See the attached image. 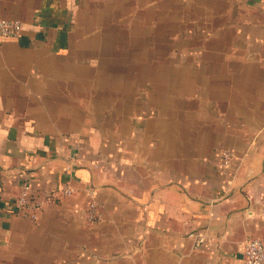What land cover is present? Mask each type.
I'll return each mask as SVG.
<instances>
[{"label":"crops","instance_id":"crops-1","mask_svg":"<svg viewBox=\"0 0 264 264\" xmlns=\"http://www.w3.org/2000/svg\"><path fill=\"white\" fill-rule=\"evenodd\" d=\"M181 2L195 73L158 90L79 41L88 0H0L23 22L0 42V264H246L264 242V0Z\"/></svg>","mask_w":264,"mask_h":264},{"label":"rangeland","instance_id":"rangeland-1","mask_svg":"<svg viewBox=\"0 0 264 264\" xmlns=\"http://www.w3.org/2000/svg\"><path fill=\"white\" fill-rule=\"evenodd\" d=\"M181 3V0H88L91 9L81 22L83 32L79 41L102 58L106 57L105 51L96 49L101 42L119 43V66L106 67L108 76L116 80L118 75L119 89L120 74L124 71L140 74L142 79L151 68V73L161 76L155 83L159 90L166 83L164 77L195 73L191 63L196 54L190 48L196 45L197 38L181 31L196 26L197 10L195 3H191L192 7L184 13ZM168 46H173V50L167 49ZM107 52L110 56V51ZM148 57H156V66L144 65L145 62L133 65L134 58L143 61ZM165 59L172 62L166 66ZM176 59L179 64H174ZM26 262L35 264L37 260Z\"/></svg>","mask_w":264,"mask_h":264},{"label":"built area","instance_id":"built-area-1","mask_svg":"<svg viewBox=\"0 0 264 264\" xmlns=\"http://www.w3.org/2000/svg\"><path fill=\"white\" fill-rule=\"evenodd\" d=\"M23 30V22L15 18H1L0 19V42L4 38L18 37ZM234 151L226 149L222 152L224 163H229L234 157ZM69 188L65 189V193H70ZM41 207V203L34 201L30 196V186L28 183L22 185L21 194L16 202V210L30 219H37V210ZM95 203L90 204V221H96ZM204 242L202 236L195 237V244L197 246ZM244 255L246 264H264V242L258 238L251 237L245 241Z\"/></svg>","mask_w":264,"mask_h":264}]
</instances>
